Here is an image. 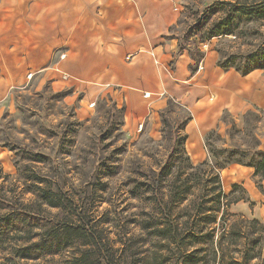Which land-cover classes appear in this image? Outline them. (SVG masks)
<instances>
[{"label":"rangeland","instance_id":"374dc122","mask_svg":"<svg viewBox=\"0 0 264 264\" xmlns=\"http://www.w3.org/2000/svg\"><path fill=\"white\" fill-rule=\"evenodd\" d=\"M216 1L186 0L183 15L170 30L171 35L182 39L187 44L186 50L196 51L200 46L207 51L213 49L222 60L238 54L241 58L237 62L245 61L247 55L261 53L264 19L254 22L243 19L238 35L200 41L199 36L205 37L208 28L228 14L230 8L215 5ZM16 12L11 22V32L16 35L12 37L13 47L17 46L15 40L22 20L20 11ZM197 22L202 25L199 30L193 28ZM26 47L30 52V46ZM59 55L56 52L50 61H40L43 66L39 67L29 55L25 64L13 59L15 68L11 78L8 77L11 86L0 99V195L53 219L74 216L93 225L105 242L116 248L128 238H133L126 242L129 246L139 250L152 248L140 222L164 211L163 201L168 200L174 181H182L189 172L183 141L185 129L181 126L191 114L181 101L164 98L162 94L153 107L154 113L129 130L123 99L111 93L90 98L75 85L55 88L51 79L42 76ZM225 121L211 140L213 144L251 147L259 142V148L264 150V107L252 108L250 113L235 117L227 113ZM191 161L193 165L199 164L192 158ZM160 171L171 174L161 182V191L155 190L153 184ZM252 171L245 165L232 164L221 171L222 185L228 195L234 190L233 184H239L232 199L245 197L231 205V213L264 222V178L254 176ZM39 186L61 189L74 203L68 202L63 209L41 206L36 194ZM199 194L197 191L190 198ZM180 207L175 210L178 212ZM23 234L14 233L12 239L0 246V264H68L69 259L80 254L75 244L55 255L31 260L18 258L13 250L24 242ZM203 242L199 246L212 248L208 236ZM207 255L211 258L210 252ZM263 261L264 245L261 258L254 263L264 264Z\"/></svg>","mask_w":264,"mask_h":264},{"label":"crops","instance_id":"0c3cea01","mask_svg":"<svg viewBox=\"0 0 264 264\" xmlns=\"http://www.w3.org/2000/svg\"><path fill=\"white\" fill-rule=\"evenodd\" d=\"M184 3L0 0V99L11 86L13 59L25 64L29 55L39 67L40 61H50L57 52L59 57L42 76L51 79L55 88L75 85L90 98L111 93L123 99L129 130L154 113L158 96L181 101L191 114L185 127L187 153L196 162L205 160V136L224 123V112L235 117L264 107V71L242 74L224 69L218 65V53L201 46L205 52L198 63L189 50L178 53L179 39L171 36L170 29L183 15ZM17 10L22 20L13 47L16 35L11 22ZM245 167L254 175L253 167Z\"/></svg>","mask_w":264,"mask_h":264},{"label":"trees","instance_id":"16d2710c","mask_svg":"<svg viewBox=\"0 0 264 264\" xmlns=\"http://www.w3.org/2000/svg\"><path fill=\"white\" fill-rule=\"evenodd\" d=\"M215 5L228 6L230 9L226 16L208 28L205 37L199 36L201 42H207L214 36L238 35L237 29L243 19L247 22L264 19V0H217ZM201 26L197 22L193 28L199 30ZM173 27L174 25L170 30ZM186 48L187 44L179 38L178 53ZM188 50L197 63L204 55L200 48L196 51ZM259 51L261 53L256 51L247 55L245 61L239 62L237 60L241 56L238 54H230L225 60L220 55L218 65L224 69L234 68L242 74L264 69V48ZM192 69L195 70L194 67ZM227 113L224 112L223 121ZM190 120L191 115L186 117L181 128L185 129ZM163 121L167 123V120ZM216 132L217 129H213L205 136L208 150L205 160L193 165L189 154L185 155L189 172L182 181H174L168 200L163 201L164 211L140 222L151 239L152 248L139 250L126 244L133 238H128L116 248L105 242V237L100 236L93 225L74 219V216L53 219L41 212L29 211L22 202H14L1 195L0 210L5 212L0 211V246L12 239L14 233L24 232V242L14 246L13 252L16 257L27 260L59 254L77 244L80 254L69 259L68 264H260L254 262L262 255L264 222L229 211L233 203L245 197L232 199L234 190L240 187L236 183L230 194L225 193L221 171L238 163L253 167L254 175L264 178V150L259 148V142L257 146L251 147L213 144L211 140ZM183 141L186 149V133ZM156 175L153 184L155 190L161 191V182L169 179L171 174L169 171H160ZM197 191H200L199 196L190 198ZM36 194L41 206L46 204L51 208L63 209L68 202L74 203L61 189L39 186ZM175 207H180L178 212ZM181 213L183 214L180 216ZM207 236L211 239V249L210 246H199L205 243L203 241ZM208 252L211 253V258H208Z\"/></svg>","mask_w":264,"mask_h":264}]
</instances>
